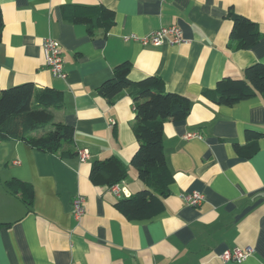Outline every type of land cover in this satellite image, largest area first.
I'll return each instance as SVG.
<instances>
[{"label":"crops","instance_id":"obj_1","mask_svg":"<svg viewBox=\"0 0 264 264\" xmlns=\"http://www.w3.org/2000/svg\"><path fill=\"white\" fill-rule=\"evenodd\" d=\"M73 6L107 9L114 22L105 32L89 15L64 16ZM229 10L258 27L257 45L234 48ZM0 11V90L29 82L61 92L55 120L72 127L76 151L88 153L83 162L62 160L0 141V264H264V102L255 96L228 107L204 96L221 78L264 64V0H0ZM168 26L185 42L130 39ZM44 38L58 43L65 79L46 69ZM124 62L131 81L160 77L167 92L190 101L186 119L162 127L172 182L163 211L147 220H127L113 207L144 188L130 166L138 147L132 98L123 92L109 104L96 92ZM247 130L263 135L244 159L233 144L244 145ZM109 158L128 173L114 186L118 197L90 182L92 165ZM9 181L31 189L28 211ZM191 192L205 197L198 207L181 198ZM76 195L85 199L79 221L70 208ZM246 246L252 254L240 263L220 258Z\"/></svg>","mask_w":264,"mask_h":264},{"label":"trees","instance_id":"obj_2","mask_svg":"<svg viewBox=\"0 0 264 264\" xmlns=\"http://www.w3.org/2000/svg\"><path fill=\"white\" fill-rule=\"evenodd\" d=\"M65 11L67 17L89 15L92 25L105 32L112 26L114 15L104 8L73 6ZM231 23L230 38L235 49L247 50L257 45L260 39L258 27L249 19L227 13ZM0 11V39L3 30ZM130 71L128 62L113 68V75L96 90L97 94L113 103L118 95L127 92L134 104L135 119L131 125L132 133L138 142L132 154L130 166L136 171L137 180L144 188L129 198L119 199L113 207L130 221L147 220L160 214L164 200L168 197V186L172 175L167 166L162 145V130L166 122L182 121L190 113L189 99L180 94L166 91L160 77L147 76L139 81L127 78ZM242 78H221L213 90L204 92L207 101L216 105L234 106L251 97L260 96L264 102V64L254 62L242 73ZM63 96L53 88H36L32 83L0 90V141L22 142L31 149L55 154L62 160L78 156L74 147V132L60 121L55 120V112L61 110ZM263 134L247 130L245 143L233 144L236 155L249 159L257 152ZM90 182L97 186L111 188L123 182L127 171L116 159H105L92 165ZM8 189L18 195L26 206L32 205V191L24 189L19 182H7ZM3 225L0 224V228Z\"/></svg>","mask_w":264,"mask_h":264},{"label":"built area","instance_id":"obj_3","mask_svg":"<svg viewBox=\"0 0 264 264\" xmlns=\"http://www.w3.org/2000/svg\"><path fill=\"white\" fill-rule=\"evenodd\" d=\"M183 34L179 27L177 26H168V27H160L156 31L148 34L147 36L138 38L136 36H132L130 39L134 41H139L142 45H151V46H159L163 43H168L170 45H178L185 42V39L182 38ZM125 38L124 40H126ZM42 52L44 56V61L46 65V69L49 70L51 75L56 78L65 79L66 73L63 67V59L61 56V50L58 43L55 42L52 38H44L42 42H40ZM190 136V135H188ZM87 151L82 150L78 152V159L83 162L87 159ZM111 193L115 196H119V189L117 187H111ZM184 204L190 207H198L205 200L203 194L199 192H191L186 193L181 196ZM85 199L82 196L76 195L71 204L72 214L75 221H79L81 217L85 213L84 207ZM253 248L250 246H246L243 248L236 247L227 251L222 252L220 258L225 262H237L240 263L248 258L252 254Z\"/></svg>","mask_w":264,"mask_h":264}]
</instances>
